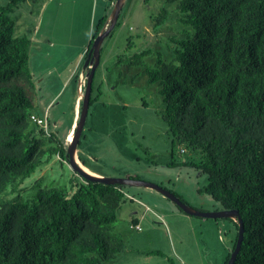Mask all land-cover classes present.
Wrapping results in <instances>:
<instances>
[{
    "label": "trees",
    "instance_id": "1",
    "mask_svg": "<svg viewBox=\"0 0 264 264\" xmlns=\"http://www.w3.org/2000/svg\"><path fill=\"white\" fill-rule=\"evenodd\" d=\"M36 1L0 0V195L16 191L53 157L70 165L66 136L59 141L49 130L48 113H36V80L29 67L32 41L15 35L11 16L20 4ZM166 2L175 4L180 22L191 33L172 40L169 60L155 53L152 67L143 63L150 51L118 62L143 67L147 82L157 85L171 164L177 143L181 153L190 156L186 164L206 178L198 192L210 196L222 211L238 212L243 240L233 264H264V0ZM167 15L162 10L152 22L160 25ZM108 21L109 15H103L95 24L85 59ZM84 71L87 75L89 68ZM94 78L95 73L87 117L102 94L101 84L94 89ZM81 140L86 135L81 133L77 146ZM77 151L78 161L89 168ZM79 179L72 178L69 188L41 187L1 203L0 264H105L125 250L121 232L115 231L124 207L130 229L140 232L139 222L150 224L143 220L150 210L125 185ZM129 179L141 181L137 176ZM168 192L185 204L179 195ZM225 219L235 229L227 264L238 227L233 219Z\"/></svg>",
    "mask_w": 264,
    "mask_h": 264
},
{
    "label": "rangeland",
    "instance_id": "2",
    "mask_svg": "<svg viewBox=\"0 0 264 264\" xmlns=\"http://www.w3.org/2000/svg\"><path fill=\"white\" fill-rule=\"evenodd\" d=\"M116 2L37 0L20 4L11 14L15 35L32 41L29 67L36 80V110L48 113L49 130L61 142L74 116L77 76L84 71L91 33L103 15H109L110 21ZM162 10L167 11V18L155 26L152 18H160ZM190 30L180 22L175 4L123 0L114 28L100 44L94 89L101 84L102 94L89 109L82 130L86 140H81L76 150L83 153L86 165L104 178L137 176L176 193L193 210L215 213L222 211L219 204L198 192L206 184L205 176L186 164L190 156L181 153L177 143L173 147L175 163L171 164L170 138L161 119L164 105L157 85L147 82L143 67L118 62L121 58L125 63L141 51L151 52L143 58L145 67L153 66L155 53L169 60L172 40L185 39ZM72 178L80 181L70 165L53 157L24 179L16 191L0 195V205L41 187L69 188ZM125 189L150 210L146 212L151 223L139 222L140 232L130 229L124 207L115 231L121 232L125 250L105 264H224L235 235L228 220L189 217L156 191L134 185H125Z\"/></svg>",
    "mask_w": 264,
    "mask_h": 264
},
{
    "label": "water",
    "instance_id": "3",
    "mask_svg": "<svg viewBox=\"0 0 264 264\" xmlns=\"http://www.w3.org/2000/svg\"><path fill=\"white\" fill-rule=\"evenodd\" d=\"M123 0H117L116 7L113 12V15L110 17L109 25L104 30V32L100 33L96 39L93 41L92 47L90 52L87 54L85 62H84V68L88 67L89 72L86 75V84L84 93L81 99V111L79 114L78 122L75 128V131L73 133V136L69 142L68 146V156H69V164L71 168L83 179L93 182H100L103 184L108 185H134L139 187H145L150 188L161 195H163L165 198L169 199L173 203H175L186 215L188 216H194V217H201V218H211V219H225V218H231L236 220L237 227H238V237L236 241V245L234 250L232 251L230 258L227 262V264H233L236 255L238 254L241 243L243 240V224L242 221L238 215L237 211H220L215 213H203L193 210L192 208L188 207L187 205L180 202L176 197H174L170 192L167 190H164L163 188L156 186L154 184L146 183L143 181H137V180H131V179H110V178H104V177H97L90 175L87 173L75 160V153L76 148L82 133V130L85 125V121L88 114V108H89V100H90V93H91V85L94 77L95 70L99 64V56H100V44L103 41V39L109 35L111 30L114 28L115 23L118 18V14L121 8Z\"/></svg>",
    "mask_w": 264,
    "mask_h": 264
},
{
    "label": "crops",
    "instance_id": "4",
    "mask_svg": "<svg viewBox=\"0 0 264 264\" xmlns=\"http://www.w3.org/2000/svg\"><path fill=\"white\" fill-rule=\"evenodd\" d=\"M84 75H85V71H83V72H81V73L78 74V76H77V83H78V84H79V81H80L81 79L84 78ZM76 90H77V94H76L75 104H74V116H73V119H72L71 124H70V126H69V128H68V131H67L68 133H67V135H66V141L69 140L70 137H72V135H73V133H74V130H75V128H76V125H77L78 117H79V104H80V98H79V95H78V85H77V87H76ZM39 106H40V105H39ZM40 107H41V106H40ZM38 108H39V107H38ZM38 108H37V109H38ZM42 108H43V107H42ZM44 110H45V108L42 109L41 111H44ZM36 113H38V114H42V113L38 112V110H37ZM77 154H78V151H76V153H75V160L78 159ZM78 163H79V165H80V166H81V167H82L87 173H89L90 175L97 176V177H103V176L100 175L99 173H97V172H95V171H93V170H91V169H89V168H87V167H84L79 161H78ZM150 195H151V194H150ZM158 201H160V200H158ZM172 215H175V214H172ZM143 220L148 221L149 223H151V221H150V219H149V216H145Z\"/></svg>",
    "mask_w": 264,
    "mask_h": 264
},
{
    "label": "built area",
    "instance_id": "5",
    "mask_svg": "<svg viewBox=\"0 0 264 264\" xmlns=\"http://www.w3.org/2000/svg\"><path fill=\"white\" fill-rule=\"evenodd\" d=\"M85 86V81L84 79H81L78 84V95L81 98L82 97V89ZM35 119V118H34ZM40 125L44 126V122L42 120H36Z\"/></svg>",
    "mask_w": 264,
    "mask_h": 264
},
{
    "label": "clouds",
    "instance_id": "6",
    "mask_svg": "<svg viewBox=\"0 0 264 264\" xmlns=\"http://www.w3.org/2000/svg\"><path fill=\"white\" fill-rule=\"evenodd\" d=\"M85 81V83H86V80H84ZM84 89H85V86H84ZM82 91H83V89H82ZM84 92V91H83ZM82 96H83V93H82ZM80 98V97H79ZM81 99H82V97L80 98V101H81ZM80 114V113H79ZM79 118V117H78ZM75 131V130H74ZM73 136V135H72ZM72 138V137H71ZM69 142H70V140H68ZM69 144V143H68ZM77 151V150H76ZM77 162H78V159L76 160Z\"/></svg>",
    "mask_w": 264,
    "mask_h": 264
},
{
    "label": "bare ground",
    "instance_id": "7",
    "mask_svg": "<svg viewBox=\"0 0 264 264\" xmlns=\"http://www.w3.org/2000/svg\"><path fill=\"white\" fill-rule=\"evenodd\" d=\"M69 140H71V138H69Z\"/></svg>",
    "mask_w": 264,
    "mask_h": 264
}]
</instances>
